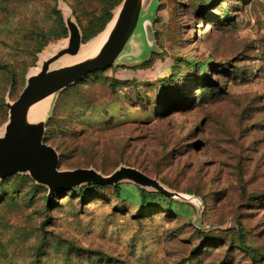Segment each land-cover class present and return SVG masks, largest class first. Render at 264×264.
<instances>
[{
  "label": "rangeland",
  "instance_id": "obj_1",
  "mask_svg": "<svg viewBox=\"0 0 264 264\" xmlns=\"http://www.w3.org/2000/svg\"><path fill=\"white\" fill-rule=\"evenodd\" d=\"M81 1L0 0V131L6 98L66 43V8L82 44L99 35L101 3ZM145 11L155 51L59 92L44 141L58 170L131 167L197 201L129 180L50 194L15 173L0 181V264H264V0H147Z\"/></svg>",
  "mask_w": 264,
  "mask_h": 264
},
{
  "label": "water",
  "instance_id": "obj_2",
  "mask_svg": "<svg viewBox=\"0 0 264 264\" xmlns=\"http://www.w3.org/2000/svg\"><path fill=\"white\" fill-rule=\"evenodd\" d=\"M146 2L122 0L99 35L85 44H82V34L73 12L65 9L66 43L40 57L38 67L28 72L25 85L15 100L6 98L8 120L0 131V181L15 173L29 174L52 194L83 184L116 185L129 180L170 198L197 201L189 194L171 191L155 178L131 167L120 166L109 175L94 168L58 170V154L44 141L47 121L59 92L90 73L118 64L120 60L138 59L137 62L155 51L152 17L146 14L151 8L145 11ZM139 26L144 49L139 47L135 37ZM91 43V50L79 58L81 48ZM41 104L45 107L35 113Z\"/></svg>",
  "mask_w": 264,
  "mask_h": 264
},
{
  "label": "trees",
  "instance_id": "obj_3",
  "mask_svg": "<svg viewBox=\"0 0 264 264\" xmlns=\"http://www.w3.org/2000/svg\"><path fill=\"white\" fill-rule=\"evenodd\" d=\"M64 1L67 2V0H64ZM73 1H75V3H77L78 7L80 6V2H82L81 0H73ZM87 1H89V2L99 1L102 5L101 10H100L101 11L100 17H101V19H103V24H102L101 29L97 33L101 32L103 30L104 26L112 18L113 11L122 2V0H87ZM73 12H74V10H73ZM59 36H61V37L66 36V27L62 28V33ZM199 65H200L201 69H204V64H199ZM0 68L7 69V66L0 64ZM115 192L118 193V188L115 189ZM142 194H144V193H142ZM238 246H239V249L243 250L246 253H250L252 255H259L257 253L256 249L250 245H247V243L244 241V239L242 237H240ZM65 254L67 256L69 255L67 250L65 251ZM86 257H89V256H86ZM82 261H84V262H82V264H99L98 262L96 263V261L90 260L89 258H84ZM66 264H76V263L67 262ZM104 264H110V263L105 262Z\"/></svg>",
  "mask_w": 264,
  "mask_h": 264
},
{
  "label": "bare ground",
  "instance_id": "obj_4",
  "mask_svg": "<svg viewBox=\"0 0 264 264\" xmlns=\"http://www.w3.org/2000/svg\"><path fill=\"white\" fill-rule=\"evenodd\" d=\"M92 46H93V44L91 43V44H87L85 47H82V48H81V51H80V53H79V58H80V57H83L84 55H86V54L91 50ZM44 107H45V106L42 105V104L39 105V106L36 108L35 113H38V112L42 111Z\"/></svg>",
  "mask_w": 264,
  "mask_h": 264
}]
</instances>
